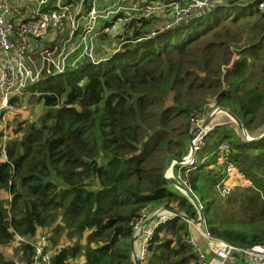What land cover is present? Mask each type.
<instances>
[{
    "label": "trees",
    "instance_id": "trees-1",
    "mask_svg": "<svg viewBox=\"0 0 264 264\" xmlns=\"http://www.w3.org/2000/svg\"><path fill=\"white\" fill-rule=\"evenodd\" d=\"M255 11L257 3L222 0L168 30L162 15L122 22L99 40L118 49L29 86L28 104L40 112L17 121L16 111L6 139L0 131V264H32L42 236L51 264H135L136 222L163 208L188 219L160 221L140 264H201L190 244L205 254L207 240L191 229L199 209L164 173L189 155L197 115L221 108L251 137L264 134V15ZM243 33L251 36L240 44ZM174 173L211 239L264 247V140L247 142L219 115L194 167Z\"/></svg>",
    "mask_w": 264,
    "mask_h": 264
},
{
    "label": "built area",
    "instance_id": "built-area-1",
    "mask_svg": "<svg viewBox=\"0 0 264 264\" xmlns=\"http://www.w3.org/2000/svg\"><path fill=\"white\" fill-rule=\"evenodd\" d=\"M51 1L0 0V131L5 139L9 134L7 120H11L17 111L12 99L26 94L28 87L44 79L45 74L61 75L81 60L96 62L100 38L115 35L120 23L162 15L167 19L164 27L168 30L177 24L200 19L222 3V0H154L148 4L149 0H143L145 5H141L132 0L127 5L129 0H56L52 10H44ZM249 2L257 3V11L264 15V0H236L240 6ZM106 23H110L111 27H107ZM155 35L152 33L150 37ZM61 38L64 39L62 43ZM103 49L110 51L118 48L113 44L104 45ZM204 119L197 115L192 120V131L196 130V133ZM207 135L205 132L197 141L195 154L205 147ZM190 165H195V159ZM183 183L186 185V182ZM152 216L155 214L143 216L136 222L137 234L140 233L139 225ZM203 236L211 248H216L217 256L208 261L192 239L190 244L198 252L201 264H230L233 261L264 264L263 246L244 250L213 240L208 233ZM147 242L142 259L146 255ZM33 246L35 255L32 264H51L47 237H39Z\"/></svg>",
    "mask_w": 264,
    "mask_h": 264
},
{
    "label": "water",
    "instance_id": "water-1",
    "mask_svg": "<svg viewBox=\"0 0 264 264\" xmlns=\"http://www.w3.org/2000/svg\"><path fill=\"white\" fill-rule=\"evenodd\" d=\"M219 115H223L225 117H227L228 119H230V121L232 123H234L238 129L241 131V133L243 134L244 138L246 139L247 142L249 143H258L264 140V134L261 135L258 138H253L249 135V133L247 132V130L245 129L244 125L229 111L221 109V108H215L203 121L201 128L195 133L194 138L191 142V146H190V152L189 155L180 161L177 160H173L169 163L164 176L165 178L170 181L174 187L176 189H178L181 193H183L184 195L188 196L189 199L191 200V202L193 203V205H195L198 209H199V214H200V218L197 221H194V223H197L198 225H203L205 223V216L204 213L202 211V209L199 207L197 200L195 199V197H193L188 191L187 189L177 180V178L175 177V167L178 166L180 167H187L189 166L192 161L195 159V146L197 141L204 135L205 132H207V134L210 131V125L212 123V121ZM159 212V211H158ZM157 212V213H158ZM171 214L175 217H179V218H183V219H188V217L186 215L171 211L167 208H163L160 210L159 214ZM158 216H152L149 219H147V221L145 222V225H149L152 221L155 220V218ZM193 223V224H194ZM140 234V233H139ZM139 234H137L134 238V241H137L138 237L140 236ZM134 259V263L135 264H140V260L137 259L135 256H133Z\"/></svg>",
    "mask_w": 264,
    "mask_h": 264
},
{
    "label": "rangeland",
    "instance_id": "rangeland-1",
    "mask_svg": "<svg viewBox=\"0 0 264 264\" xmlns=\"http://www.w3.org/2000/svg\"><path fill=\"white\" fill-rule=\"evenodd\" d=\"M255 16L260 17V16H262V14L260 12L255 11ZM246 32H248V31H246ZM249 36H251V34L243 33L244 41L241 42L240 44H243L244 42L246 43L247 40L249 39ZM62 40L64 41V39H60V42H62ZM104 45L105 46H109L107 43H99L97 45V51H98V53H100L99 55H101V57H102V54H103L102 53L103 51L101 49L103 48ZM100 50H101V52H100ZM233 58L235 59L236 57L233 56ZM30 94L31 93L26 92V94L20 96L21 98L19 97V99H22V100L18 101L19 107L16 105V109H17V114L16 115H18V116H15V119L17 117V121H20V120L21 121H25V120L34 121L33 114L36 113V112L39 113L40 110H41L40 109L41 106H38V108L33 110L32 106L28 104V100L27 99H29V97L32 96ZM209 101H210L209 107L210 108L215 107V103H213L211 99H209ZM9 122H10V120H7V123H9ZM231 170H229V173L231 172ZM234 186H236V185H234ZM231 189L227 190V192L231 191ZM157 212L158 211L153 213L156 216H158L157 219L155 218V220L152 221L149 225L144 226V222H145V219H144L143 224L139 225V230H140V234L139 235L140 236L138 237L137 241L133 240V242H132V246L131 247H132L133 256H135L139 260L142 259L144 246L146 245L147 239H149L153 235L154 228L158 225V223L160 221L167 219L169 217V215H171V214H167L166 215L164 213L159 214L160 210H159L158 213ZM191 224H193V223H191ZM191 229L194 232V235L196 233H200L202 236L205 234L204 233V229H205L204 225L202 226V225H198L197 223H194L193 225H191ZM196 235H198V234H196ZM61 239H62L63 245H67L69 243V241H67L68 238H66L65 236H63ZM202 249H203V252L205 254H206V252H208L209 255L213 254L212 259L217 256L216 255V248H214V247L211 248L209 246V242L208 241H205L203 243ZM3 252L5 253V255L7 257H13V255H14V253H13L14 251H11L10 249L4 250ZM206 255L208 256V254H206Z\"/></svg>",
    "mask_w": 264,
    "mask_h": 264
},
{
    "label": "crops",
    "instance_id": "crops-1",
    "mask_svg": "<svg viewBox=\"0 0 264 264\" xmlns=\"http://www.w3.org/2000/svg\"><path fill=\"white\" fill-rule=\"evenodd\" d=\"M31 6H32V5H31ZM11 250H12V249H11ZM1 252L4 253L3 250H1ZM4 255H5V253H4ZM9 258H10V259H14V260H16V259L13 258V257H9ZM16 261H17V260H16ZM230 264H239V263H237L236 261H235V262L233 261V262H231Z\"/></svg>",
    "mask_w": 264,
    "mask_h": 264
},
{
    "label": "clouds",
    "instance_id": "clouds-1",
    "mask_svg": "<svg viewBox=\"0 0 264 264\" xmlns=\"http://www.w3.org/2000/svg\"><path fill=\"white\" fill-rule=\"evenodd\" d=\"M190 167H194V166H191V165H189ZM189 166H187L188 168H190ZM171 216H173V215H169V217H171ZM166 220V219H165Z\"/></svg>",
    "mask_w": 264,
    "mask_h": 264
},
{
    "label": "bare ground",
    "instance_id": "bare-ground-1",
    "mask_svg": "<svg viewBox=\"0 0 264 264\" xmlns=\"http://www.w3.org/2000/svg\"><path fill=\"white\" fill-rule=\"evenodd\" d=\"M167 215V214H166Z\"/></svg>",
    "mask_w": 264,
    "mask_h": 264
}]
</instances>
